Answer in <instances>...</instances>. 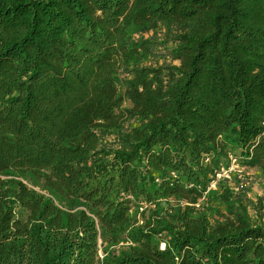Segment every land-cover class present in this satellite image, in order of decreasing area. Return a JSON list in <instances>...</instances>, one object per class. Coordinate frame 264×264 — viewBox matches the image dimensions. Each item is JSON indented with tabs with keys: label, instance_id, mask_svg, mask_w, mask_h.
Returning <instances> with one entry per match:
<instances>
[{
	"label": "trees",
	"instance_id": "16d2710c",
	"mask_svg": "<svg viewBox=\"0 0 264 264\" xmlns=\"http://www.w3.org/2000/svg\"><path fill=\"white\" fill-rule=\"evenodd\" d=\"M230 155L264 176V0H0V176L49 193L0 179V264H264L240 202L193 206Z\"/></svg>",
	"mask_w": 264,
	"mask_h": 264
},
{
	"label": "rangeland",
	"instance_id": "374dc122",
	"mask_svg": "<svg viewBox=\"0 0 264 264\" xmlns=\"http://www.w3.org/2000/svg\"><path fill=\"white\" fill-rule=\"evenodd\" d=\"M145 37H147V35H145ZM150 62L155 63V61ZM126 78H128V74H126L125 72H120L118 74L117 88L119 94H122L124 91V79ZM221 162L223 164L220 170L223 169V171H227L228 178H221L219 182L215 185V188L207 189V192L204 193L202 198L193 206L197 210L206 213L207 216L211 218L214 216L215 210L219 211L225 216H228L230 214V210L233 209L232 207H235L237 209V206H234L233 203L240 202V208H245L247 210V215L250 219L251 224L260 223L264 227V176L260 173L258 168L252 167L250 165H243L239 162L236 164H232L229 159L221 160ZM0 179L20 180L24 184H26L30 189H33L45 196H48L49 194L47 191L43 190L40 183L35 184V180L31 179L27 175L21 178L16 177L15 175L0 176ZM240 183L244 185L243 189L236 190V188L239 187ZM222 185H225L234 191L233 197H230L229 199L230 203H221V201L217 198H215V200L212 199L211 201H209L207 199L208 191L217 192V197H219L222 192ZM235 194L238 195L235 196ZM238 198H240V201L238 200ZM56 202L58 207L65 209V202ZM186 203L187 201L185 200L175 201L173 199H169L167 201H164L163 204H161L162 210H159L158 212L164 216L168 214L167 212H169L170 210V213H172L174 209L178 207L183 208ZM140 204L137 207H134L133 210L130 212L131 221L136 227L143 225V223L149 218L151 211L155 209V206L144 208ZM140 207H143L142 211L139 210ZM14 212L18 219H20L21 221L26 220L28 213L20 206H16L14 208ZM161 245L162 243L160 244V247ZM133 247L134 245L130 241H127L124 237H122L119 244L109 250L113 252V254H119L126 253L130 251Z\"/></svg>",
	"mask_w": 264,
	"mask_h": 264
},
{
	"label": "built area",
	"instance_id": "2783aa9c",
	"mask_svg": "<svg viewBox=\"0 0 264 264\" xmlns=\"http://www.w3.org/2000/svg\"><path fill=\"white\" fill-rule=\"evenodd\" d=\"M228 159L231 161L232 164H236L238 163V159L235 158L233 155H230L228 157ZM221 178H228V173L227 171H223V169L219 170L218 172L215 173V176H214V179L213 181L210 183V186L208 187L209 188H215V185L219 182V180ZM242 180V179H241ZM158 181V180H157ZM243 184L240 183L239 187L236 188V190H240V189H243ZM145 204V203H144ZM144 204H140L142 205L144 208H147V207H153L154 205H144ZM143 207H140L139 210L142 211L143 210ZM164 248V244L161 245V249ZM100 257L102 259V254L100 253Z\"/></svg>",
	"mask_w": 264,
	"mask_h": 264
}]
</instances>
